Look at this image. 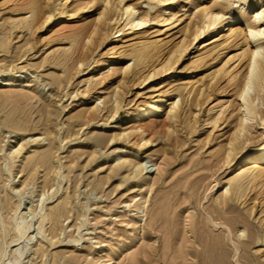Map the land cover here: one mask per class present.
I'll list each match as a JSON object with an SVG mask.
<instances>
[{"label":"rangeland","instance_id":"rangeland-1","mask_svg":"<svg viewBox=\"0 0 264 264\" xmlns=\"http://www.w3.org/2000/svg\"><path fill=\"white\" fill-rule=\"evenodd\" d=\"M26 1L0 0V37L7 39L6 46L0 47V92L12 94L7 107L13 103L18 108L26 106L30 118L24 131L0 122V200L4 201L5 195L8 198V204L0 208V217L7 220L11 205L19 204L22 212L35 207L32 227L41 223L44 229L36 241V229L29 232L33 239H23L30 243L23 264H264V174L254 185H246L239 200L228 198L225 205H218L221 186L236 173L232 169L238 160L237 156L226 163L213 153L216 142L224 144L231 136L236 119L233 103L224 113L225 120L208 119L213 113H208L211 105L219 99L229 102L234 95L224 76L216 81L206 74L238 51L241 36L230 38L227 55L221 49L216 51L218 47L208 51L210 45L201 49L190 45L177 63L183 71L178 77L188 76L198 66V84L209 85V97L198 104L181 105L190 126L183 123L182 113L172 123L162 117L147 119L149 129L165 123L159 132L149 134L151 149L134 150V157L142 158L147 167L140 172L134 167L115 171L116 154L130 153L141 142L134 138L124 143L121 138L99 141L96 136L120 131L117 124H127L129 119L126 111L155 99L168 87L169 74L160 75L157 69L191 21L188 12H183L188 0L177 2L179 19L165 26L152 20V0H125L149 19L131 35L122 29L119 12L103 0H60L59 4L58 0H41L43 22L26 29L18 23L30 16L24 8ZM226 1L224 12L237 9L236 2ZM100 12L105 26L103 23L98 33L89 34V24L96 22ZM117 28L121 34L114 41L109 31ZM78 31V43L70 58L62 62L58 54L70 47L68 37ZM144 40L155 42L159 49L153 62L156 66L153 70L145 67L138 76L123 73L122 67L131 60L117 53ZM198 51L201 59L194 56ZM100 61L105 64L100 66ZM241 62L227 64L231 67ZM33 89L40 100L17 95ZM47 102L53 110L50 121H45L46 113L39 110ZM95 103L96 117L87 121ZM79 111H84L83 116L73 117ZM4 113L0 110V119ZM35 122L38 127L32 128ZM263 140L264 131H253L242 149H256ZM20 146L15 162L7 155ZM46 150L51 152L46 164L31 170L27 159ZM29 172L31 179L27 178ZM98 179L103 183L94 184ZM64 199L67 204L61 217L45 215ZM137 207L141 211L135 212ZM41 245L46 248L43 255L35 252ZM5 259L10 255L5 254L0 264L6 263Z\"/></svg>","mask_w":264,"mask_h":264},{"label":"bare ground","instance_id":"bare-ground-1","mask_svg":"<svg viewBox=\"0 0 264 264\" xmlns=\"http://www.w3.org/2000/svg\"><path fill=\"white\" fill-rule=\"evenodd\" d=\"M103 1L105 4L109 3V7L112 6V8L119 12L120 18H122L123 21L122 29L123 27L128 29L127 33L129 35L134 34L143 23L149 20L145 13L139 12L130 2L125 0H114L113 2L111 0ZM180 1L182 0H152L155 7L152 20L161 26L177 21L179 17L176 7L178 5L177 2ZM231 1L232 3H237V9L232 12H224L223 10L225 4L229 3L226 0H212L211 3L207 0L187 1L186 8L183 9V12H188V17L191 21L186 25V28L184 27L185 33L183 37L174 44V48L168 50V55L164 58L165 62L160 63L157 69V73L160 75L169 74L166 76V85H168V87L163 89L155 99L135 106L132 111H126V116L129 117V119L127 124L126 122H119L117 124V128H119L120 131L111 135L100 133L96 136V139L99 141L109 139L114 142L116 139L121 138L122 143H124L128 141V139L134 138L138 143L141 142L136 145V148L131 149L130 153L116 154V163L112 170L117 171L121 168L130 170L134 167L137 172H140L143 168L145 169L147 167V165L145 166L143 164L142 158L134 157V150L137 149L138 151L145 152L151 149L153 139L149 134L151 132H159L162 125L165 124L161 123L149 129L145 123L147 119L162 117L163 120L172 123L177 121V119L180 118V113H182L183 123L190 126L191 123L188 113L181 105L183 103L186 105L188 102L190 105L192 103L198 104L200 100L209 97V85L202 82L198 84L201 74L198 66L195 65L190 74L182 78L183 80L178 77V74L183 73V71L177 63L186 55L187 49L191 47L190 45H200L197 46L199 49L210 45V48L207 49L208 51L218 47L216 51L221 49L226 52L227 47L230 45L229 40L241 36L242 43L238 51L230 55H227L228 52H226V61L218 68L206 74L209 79H214L216 81L221 76H224L226 78L225 84L230 87L234 95L233 100L227 102L228 100L219 99L217 104L214 103L208 108V113L213 111L211 117H208L209 121L215 122L219 118L225 120L226 114L224 115V113L232 103V106H234L232 110L236 113V119L233 121V130L230 138L224 144L216 142L215 148L213 149V153L218 160H222L226 163L238 156V160L234 164V169H232V172L236 173L227 178L226 182L222 184V196L217 199L218 205H225L228 198L239 200L244 195L246 185L248 183L254 185L256 178L264 174V160H262L264 158V140L256 149L245 151L242 149L243 142L250 138L253 131H264V3H257L255 2L256 0ZM59 2L61 1L58 0L56 4H59ZM24 8L29 9L30 16L29 18H21L18 20L21 27L32 29L35 24H41L43 22L41 0H27L24 3ZM102 18L103 13L100 12L96 18V22L89 24V34L98 33V31L102 29L103 23L105 26V22H103L104 19ZM175 25H177V23L174 24V26ZM117 30H121V28L109 31L112 36H115L114 41L117 40L118 36L121 34ZM80 36L81 31H78L68 37L70 47L62 50L60 54H58L62 57V62L70 58L71 52L78 43ZM90 40L88 36L86 42L89 43L91 42ZM6 43V37L1 36L0 47H5ZM157 48L155 42L144 40L133 42L127 51H119L117 53L118 57L127 56V60H131L130 65L122 67L123 73L127 74L130 72L132 75L138 76L145 67L148 68L152 66L153 70L156 66V64L153 65V62L156 61L155 59L159 55V49ZM194 56L201 59V53L199 51L196 52ZM61 59L59 58V61H61ZM232 60L237 61V63L240 61L242 62L238 66H236V64L228 67L227 62ZM149 62L151 63L149 64ZM104 64V61L99 62L100 66ZM67 69L66 67L65 70ZM166 69H168V71L164 73ZM147 73L149 74L150 70H148ZM151 74L153 75V71ZM37 94V91L33 89L27 93L23 92L17 95L26 100L34 98L40 100L41 98ZM10 98H12V94H10L9 91L0 92V110L5 112L0 122L4 125L24 131L27 129L28 123L30 122L29 112L27 109H24L26 106L18 108L16 103H13L11 107H7ZM117 107L118 104L115 106V111ZM97 108V103L90 106L89 115H86L87 121L96 117ZM39 110H44L46 113L45 121H50V115L53 113V110H51V103L47 102L45 107ZM83 112L84 111H79L75 113L73 117L81 118L84 114ZM39 121L40 120H38V122ZM169 126L170 125H168V127ZM37 127L38 124L35 122L32 128ZM45 129H48V127L46 126ZM21 149V146L19 148L17 147V149L15 148L11 153L9 151L7 156L13 159L18 156ZM50 154L51 152L49 150L43 151L35 159H32V157L27 159L26 163H30L29 166L32 170L33 167L46 164ZM10 166L8 165V168ZM24 168L25 166L22 170ZM146 171L148 170L144 172ZM27 178H33V174L29 172ZM47 182L48 180H45L44 185H46ZM102 183L103 181L98 179L94 184L100 185ZM250 184L249 186H251ZM4 198H6L4 201L0 200V208H3L7 203V196L5 195ZM66 204L67 199H64L53 211H50V213L46 212L45 215L51 214V216L61 217ZM8 210H12V213L7 217V220L0 217V241L2 244L0 248V260H2L5 254H9L10 259L6 260V256L5 260L7 262H1L2 264H23L28 260L24 261L29 255L27 252L29 249L28 245L30 244L27 241L23 243V239L27 238L30 240L34 237L36 241L39 237H42L44 232L42 228L43 225L40 223L36 228H33L34 226L32 227L31 218L34 216L35 207L30 208V212H22L21 207L19 208V204H15L9 206ZM139 211H141V208L137 207L135 212ZM31 227L32 230H30ZM35 229L36 234L38 233L39 236H29V232ZM73 241L77 240L73 239ZM6 248L8 249L6 250ZM45 249L46 248L41 245L35 248V252L39 255H43Z\"/></svg>","mask_w":264,"mask_h":264}]
</instances>
